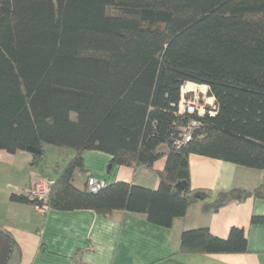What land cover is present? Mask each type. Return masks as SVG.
I'll return each mask as SVG.
<instances>
[{
	"label": "trees",
	"instance_id": "16d2710c",
	"mask_svg": "<svg viewBox=\"0 0 264 264\" xmlns=\"http://www.w3.org/2000/svg\"><path fill=\"white\" fill-rule=\"evenodd\" d=\"M186 83L208 87L213 115L176 114ZM191 119L198 126L176 148L179 127ZM45 145L73 151L56 169L49 209L124 210L163 227L203 198L190 189V155L264 171V0H0V150L25 151L37 163ZM85 150L128 166L165 158L158 186L79 189L73 177ZM263 188L221 192L210 208L264 198ZM246 246L242 227L224 238L206 227L180 234L181 252ZM15 248L0 228V264Z\"/></svg>",
	"mask_w": 264,
	"mask_h": 264
},
{
	"label": "crops",
	"instance_id": "0c3cea01",
	"mask_svg": "<svg viewBox=\"0 0 264 264\" xmlns=\"http://www.w3.org/2000/svg\"><path fill=\"white\" fill-rule=\"evenodd\" d=\"M162 149H165L162 146ZM73 151L45 145L37 162L25 151L0 150V228L16 242L9 264H71L79 258L88 264H264V223H251L264 216V198L232 199L217 210L210 208L221 192L252 191L264 185V171L199 155H190L189 185L202 199L192 203L170 227L149 222L146 215L113 210L107 215L90 209L53 210L39 213L32 203L10 198L24 195L40 178H56ZM83 170H76L73 184L83 189L93 176L106 184L123 181L156 188L165 158L145 165L110 164L111 156L97 150L82 153ZM244 229L247 246L242 253L181 252L184 230L206 227L224 238L231 227Z\"/></svg>",
	"mask_w": 264,
	"mask_h": 264
},
{
	"label": "built area",
	"instance_id": "2783aa9c",
	"mask_svg": "<svg viewBox=\"0 0 264 264\" xmlns=\"http://www.w3.org/2000/svg\"><path fill=\"white\" fill-rule=\"evenodd\" d=\"M187 83L181 88L180 99L177 104L178 115L196 114L203 115L208 113L213 115L216 111V102L214 96L209 92L206 85H199L192 83V88H185ZM198 126L195 119L189 120L186 124L179 127V137L174 141L176 148L181 147L183 144L191 139L192 131ZM54 179L49 177L40 178L31 184L25 190V196L30 200H35L34 208L39 213H46L49 208L47 205L48 196ZM106 186L103 179L89 176L86 179L85 188L90 192H96ZM71 264H88L79 258H74Z\"/></svg>",
	"mask_w": 264,
	"mask_h": 264
},
{
	"label": "water",
	"instance_id": "95a60500",
	"mask_svg": "<svg viewBox=\"0 0 264 264\" xmlns=\"http://www.w3.org/2000/svg\"><path fill=\"white\" fill-rule=\"evenodd\" d=\"M176 187L179 188V189H181L183 187V183H177L176 184ZM263 191H264V188H263Z\"/></svg>",
	"mask_w": 264,
	"mask_h": 264
}]
</instances>
